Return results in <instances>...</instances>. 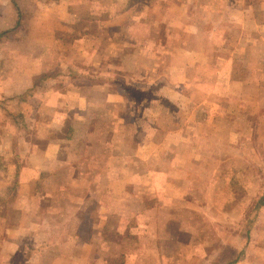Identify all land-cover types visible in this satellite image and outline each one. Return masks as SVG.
<instances>
[{
	"label": "crops",
	"instance_id": "0c3cea01",
	"mask_svg": "<svg viewBox=\"0 0 264 264\" xmlns=\"http://www.w3.org/2000/svg\"><path fill=\"white\" fill-rule=\"evenodd\" d=\"M76 1L0 0V156L22 191L23 203L12 214L26 215L23 225L37 228L46 241L41 254L49 259L38 261L40 254L33 250L32 264H100L101 255L113 253L101 247L103 233L112 232L116 222L133 223L132 187L119 183L130 171L123 167L130 154L108 149L77 156L76 143L95 144L99 128L105 127L112 131L107 143L115 144L118 128L139 121L144 133L146 127L155 128L153 135L145 133L146 142L151 137L157 143L208 145L197 154L188 151L182 166L177 162L182 154L171 151L151 156L150 166L129 173L139 177L140 197H150L142 203L139 219L147 238L153 223L180 222L173 220L174 210L184 196L194 208L189 191L196 187L197 158L205 163L227 158L225 148L197 137L196 128L227 119L225 97L237 99V113L244 115L245 101L239 97L249 87L258 94L264 83V0H177L169 11L156 6L106 11L108 24L121 13L139 23L140 39L101 38L98 4L91 0V7H84L89 0H79L78 7ZM85 18H90V29ZM159 28L166 31L165 38L149 39ZM22 29L26 33L16 37ZM4 33L11 38L4 40ZM117 79L129 87L121 90ZM133 81L142 95L137 108L126 91L135 86ZM7 97L14 104L11 115L5 110ZM163 98L170 101V110L157 101ZM139 108L137 119L134 110ZM183 128L192 132L184 134ZM76 161L79 178L62 184L63 171L75 168ZM179 177L187 183L180 184ZM138 252L145 254L128 246L124 264H138L131 260ZM241 253L242 248L220 264H264V226L254 227L245 258Z\"/></svg>",
	"mask_w": 264,
	"mask_h": 264
},
{
	"label": "rangeland",
	"instance_id": "374dc122",
	"mask_svg": "<svg viewBox=\"0 0 264 264\" xmlns=\"http://www.w3.org/2000/svg\"><path fill=\"white\" fill-rule=\"evenodd\" d=\"M175 2L177 0H94L93 6L98 4L100 11L101 38H103V35L104 37L116 35L119 39L127 36L138 39L141 35L139 23L132 24L129 22L127 15H122V13V16L120 15L116 18L113 16V22L108 24L106 11L109 8L112 14L123 12L128 7L137 11L141 7L156 6L161 10L169 11L174 8L173 3ZM76 3L79 7L80 1L77 0ZM83 5L84 7L86 5L91 7V0L86 3L84 1ZM229 20H233V18L229 17ZM83 24L90 29V18H85ZM129 25L133 27L132 31L128 30ZM159 31L161 32L148 34L149 39L165 38L166 31L161 30V28H159ZM24 33L26 31L22 29L14 34L18 37V35L21 36ZM3 37L4 40H7L11 38V35L4 33ZM67 39L71 41L74 37L69 34ZM105 62L103 61L101 67L104 68ZM115 81L117 87L121 90H124L123 87H129L128 84H123L119 79ZM128 82L131 83L132 81ZM136 83L138 81H133L135 86L126 89L135 108L141 104L140 97L142 96L138 92L137 87L139 86ZM263 85L264 83L258 94L255 89L253 90L249 87L245 88L243 98L239 97V100L245 101L244 115L237 113L239 110V101L237 99L230 100L225 97L228 99L227 107L230 110L227 119L221 121L213 119L207 127L196 128L197 137H204L202 139L210 142L216 140L217 143L213 145L218 144L217 146L220 148H225L227 150V158L210 160L206 163L197 158V163H193L196 165L197 172L196 187H194V190L190 189L189 191L190 200L195 202L194 208H191V205L188 207L186 196H184V200L179 201L180 206L174 210L176 218L173 220L176 219L175 221L180 222L153 223L151 225L152 231L147 238L144 237V233L141 231L143 225H140L139 219L142 217L140 213H144L142 203L150 201V197H140V193L136 189V187H139V177L132 176L133 172L139 173L140 169L149 165V162H152L150 160L151 156L155 157L156 154L171 151L183 155L177 158V162L181 163L182 166L185 162L181 161L182 157L186 159L188 151H194L197 154V152H201L203 146L207 148L208 145L196 143L194 147L193 145L188 147L187 145H173L167 142L157 143L155 138L153 139L154 141H151V137L146 142L145 133L153 135L155 128L153 126L146 127L144 133V128L138 124L140 123L139 121L138 123L135 122L136 125H132L129 128H118L115 132V144L107 143L108 136L111 137L112 135L111 128L100 127L99 138L94 137L95 144L76 143L74 145L75 150L73 152L77 156L94 152L103 154L105 150L115 149L117 154H124L123 156L130 154L131 158V160H124L123 162V167L126 169L125 172L127 170L130 171L123 177L121 176L119 183H126L132 187L131 205L133 208L131 210L134 212L133 223L118 225L116 222V224L112 225L114 226L112 232L103 233V240L100 241L101 247L104 246L107 251L109 250V252L113 253L106 256L101 255L100 264H124L125 258L127 259L124 251L128 250V246L136 248L142 253L145 251L142 256L138 252L131 257L132 263L138 264H220L226 258V261L229 258H233L241 248L240 258H245L244 249L253 235L254 227L258 225V227L263 228L264 226V221L262 220V217H264ZM4 99V101H8L7 103L5 102V110L11 115L14 110V104L11 103L12 97ZM150 100L148 99V104H150ZM157 101L169 110L171 109L170 101L165 98L157 99ZM140 114H142L140 108L134 110V116L137 119ZM146 116L143 110V117ZM102 118L103 116L100 118L101 122ZM164 121H167L165 123H168V125L171 124V121L166 117ZM7 122H11V120ZM3 124L5 126L8 125L6 123ZM164 130L167 129L164 128ZM187 130V128H183L180 129V132L183 131L184 134L192 132ZM126 137L129 138V142H125L124 139ZM141 139L143 143H138ZM231 139L234 142H231ZM221 140L223 141L222 143H220ZM224 140L227 143H224ZM146 156L149 158L145 159ZM79 160L80 163H86L85 159ZM79 162L75 168L70 166L63 171L60 177L62 184H70L71 179L79 178ZM9 172L7 163L4 160L1 161L0 156V264H32L30 259L32 258L33 260L31 256L34 251L40 254L38 261L40 259H49V255L43 256L41 254L42 247L46 241L40 240L37 228L28 230L27 225H23L27 221L25 220L22 223L26 215L19 211H15L12 214V211L16 210L14 207H17V205L21 207L20 204L23 202L19 200L22 196V191L17 189V176H9ZM130 172H132V175L129 176ZM178 182L186 184V177H179ZM37 190L42 192L39 188ZM187 211L190 214L192 213L193 217L189 216ZM260 217L261 220L259 219ZM18 220L21 222L19 223ZM257 221H260V223L255 225ZM42 263L44 261H41Z\"/></svg>",
	"mask_w": 264,
	"mask_h": 264
}]
</instances>
